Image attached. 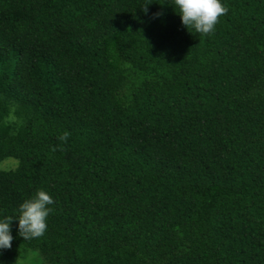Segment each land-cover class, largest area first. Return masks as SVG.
Returning <instances> with one entry per match:
<instances>
[{
    "label": "trees",
    "instance_id": "trees-1",
    "mask_svg": "<svg viewBox=\"0 0 264 264\" xmlns=\"http://www.w3.org/2000/svg\"><path fill=\"white\" fill-rule=\"evenodd\" d=\"M221 2L204 36L172 0H0V220L54 200L0 264H264V0Z\"/></svg>",
    "mask_w": 264,
    "mask_h": 264
},
{
    "label": "clouds",
    "instance_id": "clouds-1",
    "mask_svg": "<svg viewBox=\"0 0 264 264\" xmlns=\"http://www.w3.org/2000/svg\"><path fill=\"white\" fill-rule=\"evenodd\" d=\"M149 5V4H148ZM148 5L141 11L148 12ZM172 6L176 9L182 25L188 30L207 36L214 32L220 17L228 12V8L221 0H172ZM155 13L154 16H159ZM16 107L13 105L5 117V124L21 125L23 121L18 120L15 115ZM70 133L64 131L58 139L67 142ZM53 147L52 151H56ZM54 203L53 198L44 190L38 189L34 195L24 200L17 209V215L7 216L0 220V250L12 247L13 236L11 235V222L17 221L18 235L24 240L38 239L47 231V218L53 211L50 205Z\"/></svg>",
    "mask_w": 264,
    "mask_h": 264
},
{
    "label": "rangeland",
    "instance_id": "rangeland-1",
    "mask_svg": "<svg viewBox=\"0 0 264 264\" xmlns=\"http://www.w3.org/2000/svg\"><path fill=\"white\" fill-rule=\"evenodd\" d=\"M17 164V160L13 157H5L0 159V170L13 169ZM24 263V262H23ZM25 264H39L34 259H28Z\"/></svg>",
    "mask_w": 264,
    "mask_h": 264
}]
</instances>
